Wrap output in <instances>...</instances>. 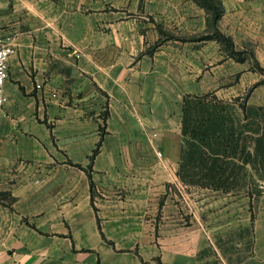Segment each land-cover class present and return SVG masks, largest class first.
I'll return each mask as SVG.
<instances>
[{
    "label": "crops",
    "instance_id": "1",
    "mask_svg": "<svg viewBox=\"0 0 264 264\" xmlns=\"http://www.w3.org/2000/svg\"><path fill=\"white\" fill-rule=\"evenodd\" d=\"M217 2L0 0V264H264L263 192L188 223L172 190L186 93L264 106V0Z\"/></svg>",
    "mask_w": 264,
    "mask_h": 264
},
{
    "label": "trees",
    "instance_id": "2",
    "mask_svg": "<svg viewBox=\"0 0 264 264\" xmlns=\"http://www.w3.org/2000/svg\"><path fill=\"white\" fill-rule=\"evenodd\" d=\"M217 19V0H198ZM215 35L232 44L216 30ZM180 180L226 192L261 194L264 176V106L249 104L247 95L224 99L214 92L186 93L182 107ZM250 167H249V165Z\"/></svg>",
    "mask_w": 264,
    "mask_h": 264
},
{
    "label": "rangeland",
    "instance_id": "3",
    "mask_svg": "<svg viewBox=\"0 0 264 264\" xmlns=\"http://www.w3.org/2000/svg\"><path fill=\"white\" fill-rule=\"evenodd\" d=\"M173 191L177 193L179 198L183 199L181 204L179 203V210L184 214L183 217L184 220H188V223H191L189 221V212L193 209L191 201L193 198L198 201V205L204 203L205 200H216L217 201V207L216 209H226L232 210L237 213L239 212H246L248 217V222L252 223L255 217V213L258 209V194H250L248 191H241V192H226L224 190H216L211 188H197L193 186H187L182 187V191H178L176 188H172ZM178 191V192H177ZM174 192V193H175ZM192 207V208H191ZM202 210V209H201ZM161 215V214H160ZM239 216V215H238ZM161 218V217H160ZM183 220V222H184Z\"/></svg>",
    "mask_w": 264,
    "mask_h": 264
},
{
    "label": "built area",
    "instance_id": "4",
    "mask_svg": "<svg viewBox=\"0 0 264 264\" xmlns=\"http://www.w3.org/2000/svg\"><path fill=\"white\" fill-rule=\"evenodd\" d=\"M14 51V45L9 36L0 33V108L6 101L5 82L9 76V57ZM264 193V183L261 186Z\"/></svg>",
    "mask_w": 264,
    "mask_h": 264
}]
</instances>
